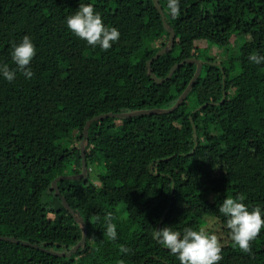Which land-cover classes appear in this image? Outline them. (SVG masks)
Wrapping results in <instances>:
<instances>
[{
	"label": "trees",
	"instance_id": "16d2710c",
	"mask_svg": "<svg viewBox=\"0 0 264 264\" xmlns=\"http://www.w3.org/2000/svg\"><path fill=\"white\" fill-rule=\"evenodd\" d=\"M159 2L176 38L153 71L166 78L194 57L205 61L197 81L172 112L94 120L170 109L193 79L195 63L162 83L148 74L170 37L154 0H0V64L15 68L10 54L25 35L37 49L31 79L0 78V236L20 240L0 239V264H180L153 233L215 234L216 226L219 264H264V229L243 252L219 211L225 198L239 196L264 209V64L248 59L264 54V0H180L175 17L168 0ZM85 3L119 29L111 49L68 30L66 18ZM89 120L87 174L59 180V194L55 178L82 172ZM78 217L86 242L71 256L53 253L80 242Z\"/></svg>",
	"mask_w": 264,
	"mask_h": 264
},
{
	"label": "clouds",
	"instance_id": "9594fccd",
	"mask_svg": "<svg viewBox=\"0 0 264 264\" xmlns=\"http://www.w3.org/2000/svg\"><path fill=\"white\" fill-rule=\"evenodd\" d=\"M172 16L179 15L180 0H168L167 5ZM66 26L76 37L92 48L99 47L103 51L112 48L119 41L121 33L116 27H108L103 17L91 3L80 4L77 11L66 18ZM37 54L34 41L25 35L15 44L11 51V59L15 68L0 64V78L11 83L22 74L26 79L34 75L30 63ZM248 59L256 65L264 64V54H254ZM220 213L227 217L226 227L231 239L243 252L250 251V243L264 229V209L249 208L242 196L225 198L219 207ZM107 235L115 240L117 230L109 222ZM153 238L165 246L177 257L180 264H219L222 260V243L216 234L204 228L195 230L184 228L183 232L174 231L170 227L158 228Z\"/></svg>",
	"mask_w": 264,
	"mask_h": 264
},
{
	"label": "water",
	"instance_id": "95a60500",
	"mask_svg": "<svg viewBox=\"0 0 264 264\" xmlns=\"http://www.w3.org/2000/svg\"><path fill=\"white\" fill-rule=\"evenodd\" d=\"M154 2H155V5L158 8V10H159V12H160V14L162 16L165 29L170 33V37H169L168 44L165 47H163L151 60L148 61V63H147L148 70H149L148 74L157 83H162L165 80L169 79L172 76V74L174 73V71L178 67H180L181 65H183L185 63H195V64H197V69H196V72H195V75H194L193 79L191 80L190 84L188 85V87L186 88L184 93L180 96V98L177 101V103L170 109L156 108V109L140 110V111L128 112V113H113V112H111V113L98 115V116L93 118L94 120L105 118V117H134V116H138V115H142V114H150V113H155V112H162V113L172 112V111H174L176 108H178L182 104V102L186 98L187 94L189 93V91L192 89V87L194 86L195 82L197 81V79H198V77H199V75L201 73L202 66L205 63V61H203L201 59H198V58H194V57L193 58H187V59L175 64L171 68V70H170V72H169V74H168V76L166 78H159L154 73L153 68H152V61L157 59V58H159L161 55H164V54L168 53L169 51H171L173 49V47H174L175 38H176L175 30H174L173 27H171L168 24V22L166 20L165 13H164V10H163V7L160 4L159 0H154ZM225 98H226V94L224 93L223 100H225ZM200 108L201 107L197 108V110H199ZM91 122H92V120H89L87 122V124L85 125L84 138H83L82 143H81V151H82V157H83V159H82L83 160L82 172L80 174H76V175H60L57 178H55L53 180V186H54V188H56V191L59 194H60V191H59V189L57 187V182L59 180H63V179H81L82 177H84L87 174L88 168H87V164H86L85 141H86V138L88 136V130H89V126H90ZM194 138H195V148H194V150H195L197 148L198 144H199L197 130H196L195 126H194ZM63 203L72 212V214L76 215L75 210H73L65 200H63ZM171 205H172V203H171ZM78 220H79V222H81L84 225V233H83V237L80 240V242L74 248H72L69 252L58 253V252H53L52 251L53 253H56L58 255L71 256L73 253L77 252L79 247L82 246L86 242L87 232H88L87 226H86V224H85V222H84V220L82 218L78 217ZM0 239L11 240V241H16V242L20 241L17 238L10 237V236H0ZM22 243L26 244V245H32V246H35V247H39L37 244H32V243H29V242H26V241H22Z\"/></svg>",
	"mask_w": 264,
	"mask_h": 264
},
{
	"label": "rangeland",
	"instance_id": "374dc122",
	"mask_svg": "<svg viewBox=\"0 0 264 264\" xmlns=\"http://www.w3.org/2000/svg\"><path fill=\"white\" fill-rule=\"evenodd\" d=\"M228 25H230V24H225V28H224V31H223V35H225V34H227V33L229 32L230 27H229V29H228ZM222 38H223V36L220 37V41H219L220 43L223 41ZM218 49H219V48H218ZM234 50H235V49H234ZM212 51H213V50L211 49L210 52H212ZM216 53H217V52H216ZM221 54H222V49L220 48V49H219V56H220ZM67 175H73V174H67ZM96 183H97V184H100L99 181H96ZM60 220H61V218H59L58 222H60ZM214 228H215V230H216V232H215L216 235H220V233L223 232L219 226H216V227H214ZM223 237H224V235H223Z\"/></svg>",
	"mask_w": 264,
	"mask_h": 264
}]
</instances>
